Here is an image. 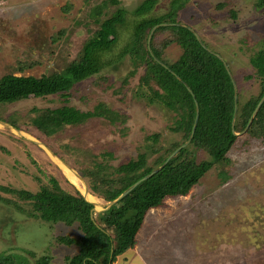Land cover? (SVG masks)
<instances>
[{"label":"rangeland","instance_id":"1","mask_svg":"<svg viewBox=\"0 0 264 264\" xmlns=\"http://www.w3.org/2000/svg\"><path fill=\"white\" fill-rule=\"evenodd\" d=\"M102 1L105 0H0V79L13 72L34 76L59 72L78 59L84 41L98 29L89 16L90 9ZM120 1L113 4L107 0L108 14L119 7L128 11L125 25L119 27L118 44L110 54L113 60L130 39L139 18L168 12L175 0H154L153 8L143 16L134 10L144 0ZM259 3L260 0H190L178 15V20L191 27L211 51L230 62L241 102L260 92L259 80L244 76L254 73L250 56L264 42V5ZM169 35H158L156 44L161 45ZM182 51L174 42L164 47L163 58L174 62ZM33 60L38 64L18 72L21 62ZM142 74L143 68L126 55L79 82L67 97L30 96L0 105V118L21 126L18 129L0 120L4 124L0 125V186L36 192L54 176L67 191L84 194L49 151L80 174L79 169L93 160L105 157L118 165L136 157L148 134L159 133L157 145L162 148L181 142V135L169 128L175 120L174 112L138 95ZM99 103L119 111L125 122L111 123L104 117H94L47 137L31 120L49 107L73 105L89 110ZM249 129L238 132L227 163H216L187 195L169 197L163 206L150 209L137 233L136 245L113 264H264V136L252 134ZM205 158L208 156L201 152L199 159ZM223 169L230 175L225 182L220 174ZM0 194L25 208L31 207L16 193L0 188ZM96 197L102 203L101 207L95 204L97 212L103 211L108 202ZM80 235L77 223H48L0 202L2 252L25 256L32 264L48 254L52 264H61L67 256L77 253L78 247L61 243L57 237Z\"/></svg>","mask_w":264,"mask_h":264},{"label":"trees","instance_id":"2","mask_svg":"<svg viewBox=\"0 0 264 264\" xmlns=\"http://www.w3.org/2000/svg\"><path fill=\"white\" fill-rule=\"evenodd\" d=\"M189 1L175 0L168 12L139 18L133 26L130 39L116 60L111 59L110 54L118 44L119 27L125 25L128 11L125 7H119L108 14L107 0L102 1L90 9L89 16L98 25V29L84 41L78 59L69 62L59 72L41 76L13 72L0 79V105H7L30 96L59 94L67 97L79 82L100 73L126 55L143 68L138 95L146 97L149 103L158 102L174 112L175 120L169 128L180 134L182 140L162 148L157 145L160 134H148L144 148L136 157L126 162L114 165L103 157L101 160H93L90 165L82 166L79 172L86 179L90 191L107 202L115 200L135 182L163 165L170 154L190 138L197 113L196 100L198 101L199 120L191 142L160 170L142 180L107 210L92 214L94 205L80 191L71 193L64 189L54 176L49 178L48 183H42L36 192L0 186L5 191L16 193L31 207L25 208L17 200L1 194L0 202L14 207L28 217L53 224L62 222L66 225H79V237H57L61 243L75 244L78 247L77 253L67 256L61 264H113L118 256L133 248L137 243V233L150 209L163 206L169 197L187 195L216 163L229 161L228 153L238 140L236 133L246 128L264 95L263 42L261 48L250 56L254 73L244 75L248 79L256 77L259 80L260 92L243 102H237L238 113L233 129L235 88L224 60L211 51L204 40L201 43L191 27L178 20L179 11ZM260 1V6H263L264 0ZM120 2L110 0L113 4ZM154 2L142 1L134 12L143 16L153 8ZM157 25L150 50L149 34ZM165 32L170 35L162 43L159 42L161 45H157V36ZM174 42L183 51L176 61L169 62L163 58L164 47ZM37 64L36 60L21 62L17 70L21 73ZM227 64L230 66V62ZM240 96L238 93V98ZM94 117H104L111 123L125 122L119 111L105 103H99L89 110L73 105L57 109L49 107L31 120L38 130L51 137L66 126H79ZM0 120L21 129L18 123L10 119ZM249 131L264 136V102L258 108ZM201 152L208 158L199 159ZM220 174L222 182L230 177L224 169ZM0 264L32 263L25 256L0 251ZM34 264H52V256L44 254Z\"/></svg>","mask_w":264,"mask_h":264},{"label":"water","instance_id":"3","mask_svg":"<svg viewBox=\"0 0 264 264\" xmlns=\"http://www.w3.org/2000/svg\"><path fill=\"white\" fill-rule=\"evenodd\" d=\"M158 27L155 26L152 28L150 34H149V38H148V43H149V49L151 50V46H150V42H151V39H152V36H153V33L155 31V29ZM198 39L201 41V43H203V40L201 39V37L196 33ZM222 60H224V58L216 53ZM159 60V59H158ZM160 62H162L161 60H159ZM163 63V62H162ZM224 63H225V66L227 67V70L228 72L230 73L231 75V78H232V81H233V84H234V88H235V101H236V107H235V115H234V120H233V129H234V126H235V120H236V116H237V113H238V105H237V102H238V88H237V84H236V80L234 79L233 77V74L231 72V69L229 68L228 64L225 62L224 60ZM164 64V63H163ZM191 91V90H190ZM195 97V96H194ZM264 102V95L263 97L261 98L260 102L258 103L255 111L253 112L252 116H251V119L249 121V123L247 124L246 128L241 132V133H244L245 131H247V129L251 126V123L255 117V114L258 110V108L262 105V103ZM196 107H197V113H196V117H195V122H194V125H193V129H192V133H191V136L190 138L185 142L183 143L181 146H179L177 149H175L171 154L170 156L167 158V160L164 162L163 165L155 168L154 170H152L149 174H147L146 176H144L143 178H141L140 180H138L137 182H135L129 189H127L125 192H123L118 198H116L115 200L113 201H110L108 202L107 204V207L104 206L105 208H103L102 210H105V209H108L109 207H111L113 204H115L116 202H118L120 199H122L124 196H126L127 194H129L142 180L144 179H147L148 177H150L152 174L156 173L158 170H160L168 161H170L178 152L180 149L186 147L190 142H191V139L193 138L194 136V133H195V130H196V127H197V123H198V120H199V106H198V101L196 100ZM236 133V132H235ZM237 135H239V133H236ZM61 159V158H60ZM66 163V162H65ZM67 164V163H66ZM68 165V164H67ZM69 166V165H68ZM70 167V166H69ZM72 168V167H70ZM73 169V168H72ZM78 176L84 180V178L79 174L77 173ZM85 181V180H84ZM86 183V186H87V189H89V185L88 183L85 181ZM88 191V190H87ZM84 195V194H83ZM85 196V195H84ZM86 198V197H85ZM89 201V200H88ZM91 202L93 205H94V208L91 210L92 214H94V212H97V208L95 206V202L93 201H89Z\"/></svg>","mask_w":264,"mask_h":264},{"label":"bare ground","instance_id":"4","mask_svg":"<svg viewBox=\"0 0 264 264\" xmlns=\"http://www.w3.org/2000/svg\"><path fill=\"white\" fill-rule=\"evenodd\" d=\"M0 125L3 126L4 124L0 123ZM13 129L19 134H24L30 138H33L31 135H29L25 132L18 131L15 128H13ZM49 153L52 155V157L54 158L56 163L58 165H60V167L64 171L65 175L84 193L86 199L89 201L95 202L97 207H101L102 203L99 201V198L90 193V191L87 189L86 183L78 176L77 172L74 169L70 168L62 159L54 156L50 151H49Z\"/></svg>","mask_w":264,"mask_h":264}]
</instances>
